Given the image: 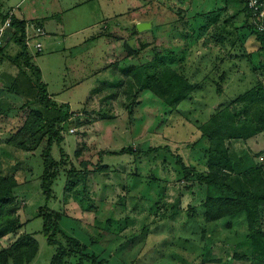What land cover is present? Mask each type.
Segmentation results:
<instances>
[{
    "label": "rangeland",
    "instance_id": "rangeland-1",
    "mask_svg": "<svg viewBox=\"0 0 264 264\" xmlns=\"http://www.w3.org/2000/svg\"><path fill=\"white\" fill-rule=\"evenodd\" d=\"M245 7L244 0H123L122 10L128 8L120 18L123 24L139 20L152 26L140 33L133 27L123 32L132 54L126 57L122 45L115 59L116 47L108 39L91 42L95 46L90 49L71 50L67 42L55 57L56 49L43 40L35 64L44 70L53 101L68 103V119L55 123L64 139L52 151L59 175L46 202L45 132L66 110L59 103L52 110L41 106L32 82L21 77L9 81L0 90V175L14 176L19 184L1 212L0 225L18 219L24 227L0 240V251L19 235L33 234L39 250L31 264H51L57 247L48 245L39 217L41 209H49L63 215L62 231L80 240L97 263L237 264L235 252L249 254L245 214L207 222L206 186L198 179L209 172L212 147L202 125L229 108L238 116L234 124L242 136L230 138L227 132L223 147L231 158L253 157L255 173L249 179L238 173L223 178L251 190L264 185L259 181H264V97L237 103L251 89H264V49L258 39L264 32ZM66 15L64 20L84 17L80 12ZM116 35L119 39L120 32ZM10 37L11 30L7 54L16 57L21 48ZM112 60L116 62L109 69ZM166 70L193 87L177 110L150 91L137 93L138 79ZM37 111L41 118L34 115ZM22 143L27 150L20 149ZM128 147L157 151L104 154L101 164L107 169L102 173L85 164H96L101 152ZM57 240L69 248L62 236ZM80 262L77 255L66 259V264Z\"/></svg>",
    "mask_w": 264,
    "mask_h": 264
},
{
    "label": "trees",
    "instance_id": "trees-1",
    "mask_svg": "<svg viewBox=\"0 0 264 264\" xmlns=\"http://www.w3.org/2000/svg\"><path fill=\"white\" fill-rule=\"evenodd\" d=\"M245 11L249 13L248 15L251 18L247 6L245 7ZM12 26L13 30H15L13 33L15 43L21 47V53L16 59L21 60L20 62H22L24 67L35 70L36 80L32 82V86L37 91L36 97L40 105L50 110H52V108L56 109L59 107L58 103L50 99L47 86L40 82V72L38 69H34L30 63L26 45L25 23L19 22L13 18ZM258 39L264 49V35L259 34ZM127 49L128 55L132 54L131 46L128 44ZM138 80L139 81L135 82L140 86L137 92L138 94L145 90L150 91L159 98L166 107L173 110H177V106L187 100L193 91V87L187 79H184L178 73L171 70H166L161 74H148L145 79L140 78ZM128 85V90L130 89V91H132L134 89L133 83L130 81ZM256 95H259V98L264 97V89H251L245 95L240 96L237 99V103L246 102L249 96L253 97ZM65 106L66 105L63 104L60 106L61 109L66 110V115L63 119H53L50 127H48L45 132L48 136L47 146L43 151L44 172L42 176V190L46 196V202H49L51 199L52 186L59 175L58 171L60 164L53 158L52 151L55 144L60 146L64 141L63 137H60L58 131H56L55 123L57 121L65 122L68 119V107ZM244 113L246 114L247 112ZM34 115L40 118L42 116L38 111L35 112ZM237 117L238 116L232 113L229 108H225L214 113L211 119L202 125L203 135L210 138L212 146L209 152V172L207 175L198 177L206 186L205 219L207 222H216L244 213L248 224V234L244 244L250 250V253L235 252L233 261H236L237 264H264V185L251 190L242 182L235 183V186L232 182H228L223 178L224 175L228 176L230 173H238V175L243 174L245 179H249L255 173L253 171L255 167V159H253V157L231 158L228 156L227 149L223 147L224 141L227 138V132L230 133L228 136L230 138L242 136L241 131H238L237 124H234V120ZM25 144L26 143H22L19 145L20 149L27 150ZM214 145H216V147ZM151 150L154 149L144 151L143 149L128 147L122 149L120 152H101L96 164H92L91 161L85 164L88 167L95 165L93 173H102L107 169V166L101 164V159L104 154L110 156L136 155L144 154ZM62 156H64V154H62ZM181 166L185 170L184 165L181 164ZM86 170L88 172V169ZM259 181L262 183L264 182L262 179H259ZM17 184H19V182L14 176L0 175V216L4 207L10 202L11 197L9 196H11ZM39 217L43 221L42 233L47 238L48 245L57 247L51 264H66V259L74 257L75 255L79 256V260H81L80 264H84L85 262H90L91 264H106L103 262L104 260L97 263L96 257L88 252V248L83 245L80 240L69 237L62 231L60 225L63 218L62 214L49 209H47V211L41 209ZM1 218L2 217H0V220ZM4 223V225H0V240L17 233L24 227V224H19L18 219H7ZM59 235L69 244V248L57 240ZM38 250L39 245L35 236L33 234L24 233L23 235H19L10 246L0 251V264H31L36 258ZM121 260L123 261V258H121Z\"/></svg>",
    "mask_w": 264,
    "mask_h": 264
},
{
    "label": "crops",
    "instance_id": "crops-1",
    "mask_svg": "<svg viewBox=\"0 0 264 264\" xmlns=\"http://www.w3.org/2000/svg\"><path fill=\"white\" fill-rule=\"evenodd\" d=\"M122 1L123 0H0V24L3 23L9 12L13 13V18L19 22L25 23L24 29L26 41L28 40L29 42L27 51L30 63L34 69H38L40 72V82L47 86L50 99L53 100L54 96L49 91L50 86L45 79L44 70L42 67L39 68L35 64L37 58L41 56L44 49L42 41L45 40L47 46L56 49L51 55L55 57V55L59 54L57 49L67 42L71 50L79 47L90 49L89 46H95L92 43H96L97 40L101 41L103 39H108L111 41V45L116 47L114 48V59L115 55L117 53L119 55L121 52L120 49L122 45L125 48V56L127 57L128 49L126 44L128 42H124L121 37L122 33H127L131 27L136 30V25L140 22L139 20H135L132 25H126L121 22L120 18L123 16V12L128 9L125 8V10H122ZM112 10L114 13L109 14L112 13ZM130 10L132 9L130 8ZM69 12L71 14L80 12V16L84 17L74 18V16H72L70 19L64 20V17L67 16L66 14ZM82 21L85 24L79 26L80 23H83ZM38 29L42 30L44 34L39 36ZM14 32L15 30H11L9 42H15L12 36ZM118 32H120V38L116 39L114 37L117 36L116 33ZM32 41H36L33 47L34 52L31 51ZM37 44L42 46L41 51L36 49ZM8 48L9 43L7 42L0 56V90L7 88V86L10 85L9 81L12 80L15 81L24 78L30 82H34L36 80L35 70L22 66L21 60L16 59L17 56H9L7 54ZM20 53L21 51H19L18 55ZM115 62L116 60H114V62L112 60L108 66L109 69H112L111 67ZM22 68H25V70ZM108 84L109 88L114 87L111 86L112 83ZM107 88L108 87L105 89ZM9 90H11V86L8 88V91ZM8 95L10 94L8 93ZM20 95H23V92H20ZM57 103L68 105L67 101L59 100ZM7 237L9 238V236Z\"/></svg>",
    "mask_w": 264,
    "mask_h": 264
},
{
    "label": "built area",
    "instance_id": "built-area-1",
    "mask_svg": "<svg viewBox=\"0 0 264 264\" xmlns=\"http://www.w3.org/2000/svg\"><path fill=\"white\" fill-rule=\"evenodd\" d=\"M246 6L250 11L251 18L254 20L253 24L259 27L261 32H264V3L261 0H244ZM13 13L9 12L3 23L0 24V56L6 45V36L9 30H13L12 26ZM44 33L42 30L38 29V35L41 36ZM26 45L29 46L28 40ZM42 46L40 44L36 45V49L41 51Z\"/></svg>",
    "mask_w": 264,
    "mask_h": 264
},
{
    "label": "water",
    "instance_id": "water-1",
    "mask_svg": "<svg viewBox=\"0 0 264 264\" xmlns=\"http://www.w3.org/2000/svg\"><path fill=\"white\" fill-rule=\"evenodd\" d=\"M151 23L149 22H140L136 25V28L139 32L146 31L151 28Z\"/></svg>",
    "mask_w": 264,
    "mask_h": 264
}]
</instances>
